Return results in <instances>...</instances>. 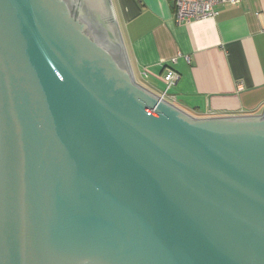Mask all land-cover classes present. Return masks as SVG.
Segmentation results:
<instances>
[{"label": "water", "instance_id": "obj_1", "mask_svg": "<svg viewBox=\"0 0 264 264\" xmlns=\"http://www.w3.org/2000/svg\"><path fill=\"white\" fill-rule=\"evenodd\" d=\"M0 264H264V108L140 84L110 0H0Z\"/></svg>", "mask_w": 264, "mask_h": 264}, {"label": "crops", "instance_id": "obj_2", "mask_svg": "<svg viewBox=\"0 0 264 264\" xmlns=\"http://www.w3.org/2000/svg\"><path fill=\"white\" fill-rule=\"evenodd\" d=\"M110 1L140 84L161 94L170 68L179 74L170 94L196 117L262 112L264 0L219 4L214 17L185 24L176 0Z\"/></svg>", "mask_w": 264, "mask_h": 264}, {"label": "built area", "instance_id": "obj_3", "mask_svg": "<svg viewBox=\"0 0 264 264\" xmlns=\"http://www.w3.org/2000/svg\"><path fill=\"white\" fill-rule=\"evenodd\" d=\"M240 0H176V21L179 24L191 23L203 18H212L217 12L215 7L219 4H236ZM165 89L160 96L175 103L176 96L170 94L179 79V74L173 69H168L163 75ZM176 104V103H175Z\"/></svg>", "mask_w": 264, "mask_h": 264}, {"label": "rangeland", "instance_id": "obj_4", "mask_svg": "<svg viewBox=\"0 0 264 264\" xmlns=\"http://www.w3.org/2000/svg\"><path fill=\"white\" fill-rule=\"evenodd\" d=\"M121 23H122L121 21H120V24L118 22L120 30H121ZM158 83H160V82H158ZM160 85L163 86L162 88H165V84L163 85L162 83H160ZM162 88H160V89H162ZM170 93H172V89L170 90Z\"/></svg>", "mask_w": 264, "mask_h": 264}]
</instances>
